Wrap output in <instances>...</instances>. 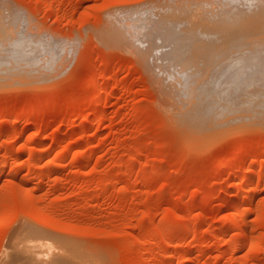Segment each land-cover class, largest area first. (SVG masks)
<instances>
[{
    "label": "rangeland",
    "instance_id": "1",
    "mask_svg": "<svg viewBox=\"0 0 264 264\" xmlns=\"http://www.w3.org/2000/svg\"><path fill=\"white\" fill-rule=\"evenodd\" d=\"M130 20L184 35L195 66L264 65V0H0V54L30 61H0V264L30 230L54 264H264V115L191 134Z\"/></svg>",
    "mask_w": 264,
    "mask_h": 264
},
{
    "label": "bare ground",
    "instance_id": "2",
    "mask_svg": "<svg viewBox=\"0 0 264 264\" xmlns=\"http://www.w3.org/2000/svg\"><path fill=\"white\" fill-rule=\"evenodd\" d=\"M124 20L126 21L127 17H125ZM118 22H122L120 25L124 23L121 20ZM144 25L145 23L143 20H130L126 24V27L124 26V31H122L121 34L132 38L131 41L135 44L137 49L142 52L146 65L155 73L165 94L172 99L174 113L179 124L183 128H186L191 134L198 136L210 129H214L215 126L223 124L226 120L224 116L225 109L229 108L230 110H235V108L240 105H246L247 108L252 109V112L254 111V114L264 115V65L254 64L251 62V59L243 58L242 60L240 59V63L234 59V63H229L227 61L229 64L221 63L210 68L209 65L202 62L207 60V55L199 51L197 58L201 63L195 66L191 61L194 59V50L188 38L184 39V35H181V33L173 28H161L158 24L155 25L149 35L144 31ZM24 45L25 46H15L12 43L6 45L8 56L0 54L1 64L3 63V59L10 57L14 64L16 62L17 66H25L26 62V66H28V59V61L24 59V63L18 64L22 62L20 59L24 57L22 51H27V49H25L27 44L24 43ZM8 59L9 58L6 60ZM9 63L11 62L9 61L8 64L7 62L5 64L9 66ZM5 64L3 66H5ZM16 65L12 66L17 68ZM8 66H5V68H7L6 71L8 74H12L13 72H9L11 70L8 71ZM10 69L13 70L14 67ZM29 69L30 68L26 70L24 68L23 70L29 71ZM19 70L21 71L22 69L19 68ZM20 71L15 70L13 75L18 74V72L22 74L23 72L20 73ZM5 72L2 73L5 74ZM243 94L244 98H241ZM214 133L215 132L212 134ZM28 135H26L27 141L29 140L27 137ZM32 136L34 135L32 134ZM203 139H205V137ZM62 154L64 153L62 152ZM248 176L249 174L247 177ZM185 223L184 226L187 224ZM28 231L29 230H27L26 233ZM32 232L33 230H30V233ZM21 233L22 232H20V236L23 237ZM29 234L26 240L20 236L19 238L21 239H19L18 236L16 237L19 240L24 239L25 242H29L27 244H22L21 247L26 245V247L32 249V251L27 252L31 253L28 254L30 255L29 258L31 261H28L27 257L25 261L28 262L22 263L24 255L21 256L20 254L22 251L21 248H19L20 245L18 246V239L13 237L12 241L9 240L11 243V250L5 248L10 254L8 260L6 262L4 261L5 264H54L51 257L44 260L42 256L44 254L43 248H45V253H48L47 250L49 251L50 248L49 242L43 239L42 236H38V233L37 235H33L32 233V236ZM240 240L238 241L240 242ZM21 242L22 241H20V243ZM23 248L26 249L25 246ZM7 251H4V253H7ZM25 251H23V253H25ZM168 253L166 255L172 258V255H170L171 253H169V255ZM5 255L7 256V254ZM6 256L3 257L2 255V258L4 259Z\"/></svg>",
    "mask_w": 264,
    "mask_h": 264
}]
</instances>
